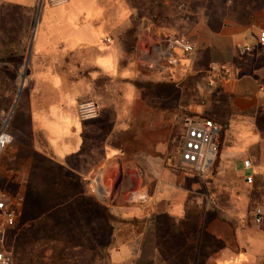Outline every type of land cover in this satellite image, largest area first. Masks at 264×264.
<instances>
[{
    "label": "crops",
    "instance_id": "obj_1",
    "mask_svg": "<svg viewBox=\"0 0 264 264\" xmlns=\"http://www.w3.org/2000/svg\"><path fill=\"white\" fill-rule=\"evenodd\" d=\"M178 3L147 0L143 7L137 0H69L57 8L40 7L31 29L28 67L18 84L21 94L13 116L9 112L16 125L11 129L9 124L13 143L4 157L14 160L17 137L26 134L23 146L48 164L21 166L16 180L22 189L36 180L87 182L94 169L70 163H86L90 153L78 104L101 101L100 121L113 130L138 105L127 97L145 83L142 66L149 70L157 64L156 73L178 85L194 77L207 84L210 65H229L231 77L215 90L207 86L213 93L204 107L194 109L221 127L214 176L206 183L209 196L192 198L196 212L190 213V195L199 185L187 189L183 175L165 171L151 198L150 221L164 218L181 233L190 225L195 228V247L185 264H199L203 239L208 242L201 264H264V223L254 218L256 209L264 212V46L257 44L264 32V0H190L188 14L179 11ZM145 13L147 21L141 19ZM145 27L147 48L141 49ZM8 29L0 20V44H6L2 40ZM175 37L187 39L195 51L181 58L175 50L180 61L170 65L162 55L166 38ZM247 46L252 50L244 54ZM119 92L125 94L123 106L106 102L105 93ZM103 151L106 158L113 152ZM245 161L251 163L249 170ZM247 177H252L251 185Z\"/></svg>",
    "mask_w": 264,
    "mask_h": 264
},
{
    "label": "rangeland",
    "instance_id": "obj_2",
    "mask_svg": "<svg viewBox=\"0 0 264 264\" xmlns=\"http://www.w3.org/2000/svg\"><path fill=\"white\" fill-rule=\"evenodd\" d=\"M138 3L145 7L147 0H137ZM39 5L40 0H0V20L9 28L2 40L6 44H0V111L12 110V116L21 94L18 84L28 67L29 40ZM141 17L147 21V13ZM142 48H147V43ZM142 68L147 74L145 83L136 85V92L127 97L138 104L130 111L132 117L125 115L111 130V125L100 121L101 109L98 120L85 123L90 153L84 160L86 163L78 160L70 163L94 169L87 182L36 180L22 189L16 180L19 177L16 171L21 166L48 164L32 157L23 146L28 141L26 134L17 137L13 161L4 157L5 154L0 158V189L14 199L23 200L21 219L10 237L15 251L14 264H185L191 261L195 228L190 225L181 233L172 229L164 218L151 222L149 211L151 198L165 171L183 175L187 189L192 184L199 185L190 195V213L196 212L192 198L209 196L206 183L212 181L214 167L207 179L198 177L182 164L180 148L185 121L195 115V108L204 107L209 100L207 95L213 92L207 88L205 79L185 78L177 85L147 70V65ZM104 96L106 102L115 100L117 105H124L123 92ZM94 101L101 106V101ZM15 125L16 121L11 119L10 128ZM104 147L113 150L107 158L103 155ZM97 183L104 188L102 194H98ZM205 241L199 264L206 259L203 249L208 241ZM151 251V262H148Z\"/></svg>",
    "mask_w": 264,
    "mask_h": 264
},
{
    "label": "built area",
    "instance_id": "obj_3",
    "mask_svg": "<svg viewBox=\"0 0 264 264\" xmlns=\"http://www.w3.org/2000/svg\"><path fill=\"white\" fill-rule=\"evenodd\" d=\"M68 2L69 0H41L42 6L44 4L49 8L61 7L68 4ZM189 6L190 0H179L178 9L181 13L188 14L190 12ZM141 31V39L145 44L147 43V27ZM165 43L167 51L162 55V59L170 65H176L180 61V58L174 55L175 50L181 53V58L192 55L195 51V46L185 38H166ZM257 44L264 46V32L259 34ZM251 50V47L247 46L243 49V53L249 54ZM148 69L153 72L159 70L157 64L148 66ZM231 74L232 69L229 65H210L205 72L208 88L215 90L217 83L229 79ZM100 116V105L94 100L82 102L77 106V117L82 123L96 121ZM10 121L11 114L0 111V158L3 157L8 147L13 143V138L9 133ZM220 132L221 127L204 116L194 115L184 123L180 160L182 164L192 169L202 179L208 178L217 162ZM244 168L247 170L251 168L250 161L244 162ZM246 182L251 185L253 183L252 177H247ZM22 202L21 198L14 199L9 193L0 189V264H14L15 251L9 239V234L15 229L20 220ZM254 218L258 224H263L264 212L261 209H256Z\"/></svg>",
    "mask_w": 264,
    "mask_h": 264
},
{
    "label": "bare ground",
    "instance_id": "obj_4",
    "mask_svg": "<svg viewBox=\"0 0 264 264\" xmlns=\"http://www.w3.org/2000/svg\"><path fill=\"white\" fill-rule=\"evenodd\" d=\"M98 184V183H97ZM104 188H103V186L101 185V184H98V186H97V191H98V194H100L101 192L103 193L104 191ZM101 193V194H102Z\"/></svg>",
    "mask_w": 264,
    "mask_h": 264
},
{
    "label": "trees",
    "instance_id": "obj_5",
    "mask_svg": "<svg viewBox=\"0 0 264 264\" xmlns=\"http://www.w3.org/2000/svg\"><path fill=\"white\" fill-rule=\"evenodd\" d=\"M21 216H22V214H21ZM20 219H21V217H20ZM17 227V226H16ZM16 227H15V229L12 231V232H10V234H9V239H10V237H11V234L16 230Z\"/></svg>",
    "mask_w": 264,
    "mask_h": 264
},
{
    "label": "water",
    "instance_id": "obj_6",
    "mask_svg": "<svg viewBox=\"0 0 264 264\" xmlns=\"http://www.w3.org/2000/svg\"><path fill=\"white\" fill-rule=\"evenodd\" d=\"M40 7H41V0H40V5H39V10H40ZM37 16H38V14H37ZM37 16H36V19H37ZM120 179H121V175H120V178H119V182H120Z\"/></svg>",
    "mask_w": 264,
    "mask_h": 264
}]
</instances>
